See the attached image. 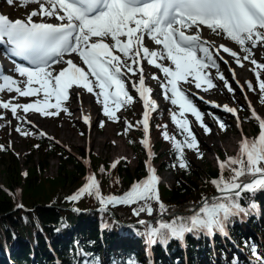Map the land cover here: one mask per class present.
Listing matches in <instances>:
<instances>
[{
	"label": "snow or ice",
	"instance_id": "obj_1",
	"mask_svg": "<svg viewBox=\"0 0 264 264\" xmlns=\"http://www.w3.org/2000/svg\"><path fill=\"white\" fill-rule=\"evenodd\" d=\"M7 3L13 5L16 0H7ZM19 3L25 8L30 4L37 7L24 18L15 20L0 14V45L7 46L10 56L26 62H14L10 71L15 76L6 73L0 65V94H17L8 100L0 98V109L10 110L13 117L31 124L32 121L27 120L28 113L58 116L61 111H68L63 105L71 95L79 97L81 91H86L95 96L108 119L118 121L117 112L137 99L129 91V82L143 102V118L135 126L142 125L145 134L141 143L149 156L145 162L148 175L134 182L121 195H104L100 181L90 173L86 183L67 200L78 202L85 196H94L101 212L107 211L110 206L137 205L133 208L137 217L141 213L152 216L158 212L160 219L155 222L144 219L137 222L143 226V231L136 229V234L144 238L146 251L157 244L167 246L172 240L183 242L189 234L208 238L220 234L227 238L228 226L233 218L243 219L259 209L254 197L264 191V118L249 102L251 119L258 122L259 132L252 138L243 136L236 155L224 160L218 158L219 175L210 182L220 195L212 197L211 201L203 198L202 206L191 215H176L170 220L163 218L168 213V206L160 196L161 177L151 164L154 153L148 135L151 113L158 109V104L152 99L153 89L146 83L145 71L147 66H151L163 73V79L155 72L151 79L158 81L164 98L178 106V111H171L170 115L183 139L171 136L166 131V125L157 127L164 128V139L173 142L177 158L171 166L187 171L190 161L186 158L185 149L203 158L188 114L194 117L206 134L212 131L203 120L204 113L192 99L194 93L191 86L204 92L215 88V77L210 71L214 68L228 92H235L220 71L218 61L224 60L221 50L242 68L244 61H250L254 66L251 70L258 81L260 103L264 104V79L261 78L264 63L254 58L253 51L258 46L264 48V0H19ZM51 18L56 22H50ZM204 28L235 42L245 54L241 56L224 44L217 45L215 41L203 38L201 33ZM73 54L80 63L74 62ZM165 61L169 63L165 64ZM54 65L60 67L54 68ZM230 71L235 79V69ZM236 83L243 91L244 85L239 80ZM246 84L249 90H255L251 81ZM18 97L35 99L29 103H13ZM214 106L220 107L215 103ZM223 109L236 116L237 126L240 127L238 110L227 104L223 105ZM18 111L24 115H18ZM2 116L0 114V118ZM216 119L219 127L226 130L224 122L218 117ZM84 120L90 123V117L85 116ZM103 123L100 122L101 127ZM132 126L129 124L128 128ZM16 131L25 136L30 134L20 127ZM40 135L45 134L41 132ZM4 147L0 145V149ZM118 163L119 160L110 167L114 169ZM100 171L105 169L101 167ZM225 171L229 172V176L225 177ZM246 198L248 204L244 206L242 200ZM17 207L23 208V205ZM73 210L80 211L78 208ZM62 227H67L63 221L61 227L55 230L60 232ZM250 250L255 264H264V253L259 252L255 245ZM75 256L83 257L82 264H102L100 258L86 251L79 241L75 242ZM112 264L121 262L113 260ZM122 264L140 262L135 257H129Z\"/></svg>",
	"mask_w": 264,
	"mask_h": 264
},
{
	"label": "trees",
	"instance_id": "obj_2",
	"mask_svg": "<svg viewBox=\"0 0 264 264\" xmlns=\"http://www.w3.org/2000/svg\"><path fill=\"white\" fill-rule=\"evenodd\" d=\"M217 115L225 125L228 124L224 113ZM244 116H248V122L257 130L258 123L249 117L246 109L242 112V117ZM156 117L153 119V130L157 134V149L163 148L170 158L162 163L163 168L171 171L177 179L172 185L162 181L159 188L161 199L167 204L168 212L180 210L182 212L176 215H191L194 211L184 206L196 205L217 191L210 181L218 177L219 168L208 164L202 173L207 176L205 178L202 174L191 171V167L187 171L178 166L173 168L171 165L176 162L173 142L165 140L162 135L165 129L157 126L166 125V131L177 139L179 130L161 114ZM137 134L141 135V131L138 130ZM27 136L33 138L36 146L30 145L31 141L27 140L26 147L30 151L24 155L22 164L11 150L7 149L6 142L2 141L5 137L0 133V145L5 146L0 149V264H82L83 257L75 256L76 241H79L86 251L99 257L102 264H112L113 261L109 262L108 259L113 256V251L118 253L120 262L127 261L129 257L143 261L147 256L146 245L144 238L136 234V229L143 231V227H123L121 224L136 221L137 216L133 214L136 205L110 206L107 211L101 212V206L94 196H85L78 202H70L66 198L72 195L74 188L83 185L87 167L74 153L55 141L37 133ZM128 144L133 151L143 155L142 145L136 137L129 136ZM79 149V154L85 157V148ZM90 156L93 173L100 181L104 195L127 192L137 178L147 173L143 160L138 166L130 168L127 161L120 159L112 169V161L109 158H103L93 151ZM53 159L58 161L56 174L46 175ZM101 167L105 169L104 172L100 171ZM224 175L229 176V172L225 171ZM17 188L20 189L21 199L16 192ZM19 200L25 209L17 207ZM254 200L259 209L246 217L252 221L264 211V197L257 193ZM247 204V198L242 200V205ZM73 207L80 211H74L71 209ZM176 215L163 218L170 220ZM241 220L233 218L228 226L229 236L225 238L217 234L212 244L210 238L204 235L197 237L189 234L183 245L177 240H172L167 246H152L156 255L155 264H201L208 259L214 260L216 252L218 255L231 250L234 252L231 238L235 245L249 249V244H246L248 240H242ZM62 221L67 227H62L61 231L57 232L55 229L61 227ZM104 224L108 227H103ZM251 225L259 235L255 240L263 252V214L261 220L257 219ZM232 264L238 262L233 259Z\"/></svg>",
	"mask_w": 264,
	"mask_h": 264
},
{
	"label": "rangeland",
	"instance_id": "obj_3",
	"mask_svg": "<svg viewBox=\"0 0 264 264\" xmlns=\"http://www.w3.org/2000/svg\"><path fill=\"white\" fill-rule=\"evenodd\" d=\"M36 7L37 5L35 4H30L27 6V8L21 7L19 0H16V3H14L13 5H9L7 3V0H0V14L7 15L12 20L24 18L29 11ZM50 21H55V19L51 18ZM202 37L208 39L209 41H215V43L220 41L224 43V41H226V39L216 37L212 34L208 36L202 35ZM148 46L153 47V45ZM256 49L259 50L258 53L254 52V58L257 59L258 62L264 63V48L258 46ZM237 51L241 56L245 54L240 47L237 48ZM221 55L224 57V60L218 61L220 64V71L229 80L232 87L235 89V92H228L227 88L224 87L223 82L218 79L216 69L214 68L210 69V71L213 77H215L214 83H216L217 85L215 88L204 92L203 89H196L194 85L191 86V91L192 93H194L193 100L200 108V110L204 113V122L212 129L210 134H206L204 129L200 127L197 122H195L194 117L188 114L189 120L193 122V131L196 133L197 139L200 142L199 150L201 153H203V158H198V154L189 149H185V155L187 160L190 161V170L199 174L204 173L208 164H212L217 168L219 166L218 158L224 160L228 156L236 155L239 151V141L243 136H241L240 132L238 131V126L236 124L234 125V121L231 120L228 112L223 109L224 104H227L229 106H236L239 109L244 107L241 87L236 83V80H239L240 84L244 85V90L246 91L248 97H250L259 112L264 116V104L260 103L261 94L259 92L258 81L256 80L255 73L251 70L254 66L251 65L250 61H244L245 66L242 68L237 65L228 54H223L221 51ZM72 56L76 57L75 54H73ZM2 58L7 66H11V62L7 58ZM225 60L227 61V63H225ZM168 63V61H165V64ZM53 67L56 68L57 66L54 65ZM230 69H235V79H233ZM153 72H155L160 79H163V73H161L157 69L152 68L151 66H147L145 73L149 75V80L151 79V75ZM6 73L14 76L16 75L10 70ZM261 78L264 79V72H262ZM131 79H136V77H131ZM247 81H251L253 83L255 90H249L247 88ZM151 84L155 89V97L157 99V103L160 106L159 109L154 113L153 117L156 119L157 114H161L162 116H164L167 122L172 124L173 127L177 128L180 131L177 125L172 121L170 115L171 111H178V106L172 105L169 100H166L164 98L162 89L157 80L151 79ZM128 88L131 95H134L130 82L128 84ZM12 96H17V94L14 92H4L3 94H1L0 98L8 100ZM200 96H203L204 99H199ZM33 99L35 98L18 97L13 101V103H29ZM81 100L82 103L80 104ZM213 102L215 104H219L220 107H215ZM63 106L66 107L68 111H61L58 116L44 117L38 113H28L27 120L32 121L31 124L27 123L26 120L16 119L11 115L10 110L0 109V114H3L2 118H0V125H3L2 127H0V133L5 137L2 141L6 142L7 149H10L22 164H24V155L30 151V149L26 147L28 143L27 140L31 141L29 142L30 145L36 146V144L34 143L33 138H27L28 136L22 135V132H17V127H20L22 131L30 132V130L36 129L34 131L36 133L43 132L45 135L52 138L53 141L59 142L60 144L65 146H69L70 150L77 154H79L81 151L79 148H85V158L90 162V164L91 151L97 153L103 158H109L112 162L126 157L127 159L123 160L128 162L127 165L130 168L138 166L140 164V161L144 159L143 155L141 156L140 154L133 151V149L128 144L129 136L132 135L137 139L139 137V135L137 134V130H135L134 128V124L136 123L135 119H137L136 115L137 113L140 114L142 111V106H140L138 102L134 101L131 105H128L125 108H121L120 111L117 112V115L120 118L118 121L108 119L103 114L102 105L96 102L95 96L87 93L86 91H81L79 97H77L76 95H71L70 102H65ZM82 108L84 112L79 114ZM214 113L227 114L229 125L226 126V130H222L219 127V123ZM18 115L24 114L22 113V111H18ZM85 116L90 117V123L85 122ZM35 118L42 121L41 124L35 122ZM242 118V126L244 127L243 131L246 136L249 138L255 137L257 132H255L254 127L250 124V122H248V116H244ZM101 121L104 122L103 127H101L100 125ZM129 124L133 126L131 128H128ZM126 128H128L127 131L125 130ZM153 138L156 145L157 134L154 130ZM175 158H177L176 155ZM169 159V156L165 154L163 148L158 149V154H156L155 162L160 172L159 176L162 178V181L164 183L172 185L177 181L176 176L173 175L172 172L168 169L163 168L162 164L165 161H169ZM57 165L58 161L56 159H53L50 164V169L48 170L46 175H55ZM202 175L204 176V178L207 177L205 174ZM1 181L2 172L0 171V182ZM78 189L79 188H74L71 193L74 194ZM18 190L19 188L16 189V192ZM258 194L264 197V191H260L258 192ZM214 196L215 195H212L207 198L209 199V201H211V198ZM202 201L200 203H197L196 205L188 204L184 207H186L190 211H195L197 208L202 206ZM135 207H137V205ZM153 207L156 208L157 205L153 203ZM262 211L260 216L257 217L256 220H261L262 214L264 216V211L263 213ZM176 212H178L177 214H179L182 211L171 210L165 216L176 215ZM140 219H150L152 222H155L160 219V216L158 212H154L152 216H148L146 213H141V215L137 217L134 223L130 222L126 224H130L131 227L138 226L136 225V223ZM256 220L252 221L251 219L249 220V218L245 217L240 222L242 240L247 239L248 241L246 242V244H249V249H245L243 247V251L239 252L236 256L239 258V260H243L242 264L245 262V260L248 261V263L250 261V264H255V258H249V256L251 254V246L256 244L255 237L259 238V235L255 231V228L251 225ZM214 257V260H207V263L221 264L223 262V259L228 260L227 255L223 253H220L218 255L216 252V255ZM112 259L116 261L120 260V257L116 251H113Z\"/></svg>",
	"mask_w": 264,
	"mask_h": 264
},
{
	"label": "bare ground",
	"instance_id": "obj_4",
	"mask_svg": "<svg viewBox=\"0 0 264 264\" xmlns=\"http://www.w3.org/2000/svg\"><path fill=\"white\" fill-rule=\"evenodd\" d=\"M203 36H208V35H210V34H212L208 29H206V28H204L203 30H202V33H201ZM212 35H214V34H212ZM214 36H216V35H214ZM216 37H218V36H216ZM219 38H222V37H219ZM226 43V44H225ZM217 45H219V44H224V45H226V46H228V47H230V48H232L233 50H235V51H237V48L239 47L237 44H235V42H231V41H229L228 39H226V41H224V43L223 42H217L216 43ZM258 50L259 49H254L253 51L254 52H256V53H258ZM238 52V51H237ZM67 102H70V99H69V101H67ZM82 103V100L80 101V104ZM79 107H80V105H79ZM84 112V110H83V108L81 109V111L79 112V114H81V113H83ZM35 122H37V123H39V124H41V122L42 121H40V120H38V119H35ZM43 125V124H42ZM86 133H88V132H86Z\"/></svg>",
	"mask_w": 264,
	"mask_h": 264
}]
</instances>
